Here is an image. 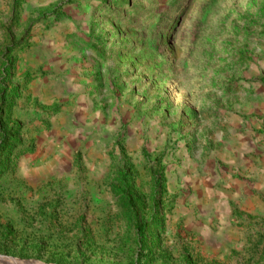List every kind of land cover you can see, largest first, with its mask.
I'll return each mask as SVG.
<instances>
[{"label":"rangeland","instance_id":"1","mask_svg":"<svg viewBox=\"0 0 264 264\" xmlns=\"http://www.w3.org/2000/svg\"><path fill=\"white\" fill-rule=\"evenodd\" d=\"M1 258L264 264V0H0Z\"/></svg>","mask_w":264,"mask_h":264},{"label":"trees","instance_id":"2","mask_svg":"<svg viewBox=\"0 0 264 264\" xmlns=\"http://www.w3.org/2000/svg\"><path fill=\"white\" fill-rule=\"evenodd\" d=\"M131 207L133 208L134 210V214H135V222H136V225H137V233H138V237L141 239L142 238V234H143V225L140 224L139 220H138V216H137V213L135 211V206L133 203H131Z\"/></svg>","mask_w":264,"mask_h":264},{"label":"water","instance_id":"3","mask_svg":"<svg viewBox=\"0 0 264 264\" xmlns=\"http://www.w3.org/2000/svg\"><path fill=\"white\" fill-rule=\"evenodd\" d=\"M1 260L7 262V263H11V264H41L40 262L37 261H19L16 259H12V258H1Z\"/></svg>","mask_w":264,"mask_h":264}]
</instances>
